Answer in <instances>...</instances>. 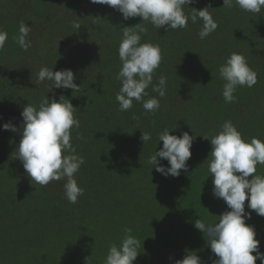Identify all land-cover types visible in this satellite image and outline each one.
I'll return each mask as SVG.
<instances>
[{
	"label": "trees",
	"instance_id": "1",
	"mask_svg": "<svg viewBox=\"0 0 264 264\" xmlns=\"http://www.w3.org/2000/svg\"><path fill=\"white\" fill-rule=\"evenodd\" d=\"M208 6L218 27L201 40L199 18L196 23L189 20L186 28L165 31L140 17L125 20L119 11L91 0H4L0 264H104L109 248L122 243L125 229L140 245L133 264H176L186 255H198L203 264L218 259L207 235L194 227L197 219L217 222L230 210L213 196L211 144L204 137L211 139L231 121L246 142L253 137L264 141V9L251 13L238 6L225 8L223 0H195L184 12L190 15L192 8ZM21 22L31 28L27 51L19 44ZM139 23L147 29L140 33L141 43L159 45L162 54L153 85L165 77L166 95L160 98L150 85L144 97L160 100L155 113H147L136 101L130 110L120 111L116 100L122 86L117 75L123 30ZM234 52L247 59L257 83L238 86L236 99L227 103L219 68ZM42 67L72 70L79 91L53 89L54 82L47 79L39 82ZM46 97L49 102L68 99L77 108L80 127L71 129L70 142L85 163L74 177L84 190L75 204L65 198L66 180L41 186L15 158L23 108L30 104L38 109ZM9 122L17 131L3 129ZM165 129L195 138L188 171L181 170L178 177H165L147 163L163 147L159 134ZM142 132L151 134L146 144ZM160 164L170 167L166 159ZM256 175L264 176V165H257ZM245 210L251 211L246 224L254 226L264 253V217L248 209L247 201Z\"/></svg>",
	"mask_w": 264,
	"mask_h": 264
},
{
	"label": "clouds",
	"instance_id": "2",
	"mask_svg": "<svg viewBox=\"0 0 264 264\" xmlns=\"http://www.w3.org/2000/svg\"><path fill=\"white\" fill-rule=\"evenodd\" d=\"M194 2L195 0H91L93 4L107 5L119 11L125 20L140 17L141 21H150L154 27L164 28L165 31L186 28L189 20L196 23L199 18L203 21L199 37L203 40L217 29L218 24L208 11L211 6L201 10L192 8V13L186 15L184 6ZM237 6L245 12L260 13L264 9V0H223L225 8ZM30 31V26L21 22L18 39L25 51L31 46L27 39ZM146 31L140 23L124 27L123 30L124 38L118 49L122 66L117 75L122 86L116 95L120 111L130 110L134 101L141 102L147 113L158 111L161 107L159 99H144L148 96L146 89L150 85L160 98L166 95L165 77H159L158 84L153 85V74L160 67L162 54L159 45L141 43L140 33ZM6 40L7 33L0 30V51L4 50ZM219 74L226 81L222 95L227 103L236 99L234 93L238 86L251 88L257 83V73L242 54L235 52L220 66ZM46 79L54 82L53 89L79 91L80 85L74 83L72 70L53 71L42 67L38 73V81ZM61 97L58 102L55 99L49 102L46 97L38 109L30 104L23 108L22 138L15 151V158L21 161L31 180L41 186H47L52 181L66 180L65 198L75 204L84 190L78 186L74 177L85 160L75 154L76 148L70 140L71 129L79 128L80 121L74 115L77 108L70 100L65 101ZM2 127L4 130L17 131L10 122ZM170 131L165 129L159 134L163 147L156 150L147 163L165 177H178L181 170L188 171L187 161L191 158L195 138L188 132L177 136L170 134ZM204 138L210 140L211 144L208 170L213 178V196L223 199L230 210L219 215L217 222L205 224L197 219L194 227L207 235L208 245L218 257L213 264H255L258 259L264 264V253L259 250L260 241L255 238V228L246 224V220L251 218V211L245 210L247 201L248 209L264 217V176L256 175L257 165H264V141L253 137L246 142L231 121H225L222 131L211 139ZM141 140L146 144L151 140V134L142 132ZM160 159H166L170 167L161 165ZM130 232V229H125L126 235L122 243L119 246L113 244L109 248L104 264H133L140 245ZM88 259L89 257L86 261ZM176 264L203 262L198 255H186L182 260L176 261Z\"/></svg>",
	"mask_w": 264,
	"mask_h": 264
},
{
	"label": "rangeland",
	"instance_id": "3",
	"mask_svg": "<svg viewBox=\"0 0 264 264\" xmlns=\"http://www.w3.org/2000/svg\"><path fill=\"white\" fill-rule=\"evenodd\" d=\"M4 4V0H0V6Z\"/></svg>",
	"mask_w": 264,
	"mask_h": 264
}]
</instances>
